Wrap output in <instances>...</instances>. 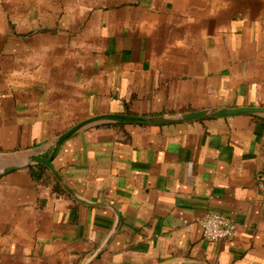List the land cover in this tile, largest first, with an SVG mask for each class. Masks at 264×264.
I'll return each mask as SVG.
<instances>
[{"label": "crops", "instance_id": "obj_1", "mask_svg": "<svg viewBox=\"0 0 264 264\" xmlns=\"http://www.w3.org/2000/svg\"><path fill=\"white\" fill-rule=\"evenodd\" d=\"M264 0H0V264H264ZM211 213L237 224L208 241Z\"/></svg>", "mask_w": 264, "mask_h": 264}, {"label": "water", "instance_id": "obj_2", "mask_svg": "<svg viewBox=\"0 0 264 264\" xmlns=\"http://www.w3.org/2000/svg\"><path fill=\"white\" fill-rule=\"evenodd\" d=\"M241 114H251V115H264V107H237V108H223L217 110H202L186 113L184 115H179L176 117H166V116H157V117H148L140 116L133 114H102L90 117L77 123L69 130L62 133L54 142H53V151L49 158L42 157L40 155H31L28 157L25 163L13 164L5 168L4 172H10L13 170L21 169L24 167H29L34 164L44 165L55 175V177L61 182L59 173L56 171L52 165V159L55 155V152L61 144L67 141L74 134L79 132L82 129L90 127L96 124L102 123H121V124H139V125H159L166 124L178 121H193L207 118H218L226 116H234Z\"/></svg>", "mask_w": 264, "mask_h": 264}, {"label": "built area", "instance_id": "obj_3", "mask_svg": "<svg viewBox=\"0 0 264 264\" xmlns=\"http://www.w3.org/2000/svg\"><path fill=\"white\" fill-rule=\"evenodd\" d=\"M203 237L208 241H231L236 237V222L223 214L211 213L198 221Z\"/></svg>", "mask_w": 264, "mask_h": 264}]
</instances>
